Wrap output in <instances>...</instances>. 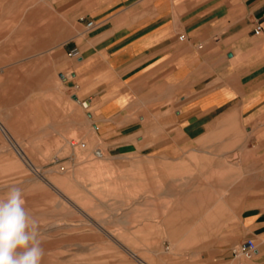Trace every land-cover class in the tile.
Here are the masks:
<instances>
[{
  "label": "rangeland",
  "instance_id": "obj_1",
  "mask_svg": "<svg viewBox=\"0 0 264 264\" xmlns=\"http://www.w3.org/2000/svg\"><path fill=\"white\" fill-rule=\"evenodd\" d=\"M8 8L0 6V196L23 190L42 264H230L249 202L248 149H233L245 130L199 138L203 150L176 149V158L107 148L56 71L52 45L34 47L26 6L16 20Z\"/></svg>",
  "mask_w": 264,
  "mask_h": 264
},
{
  "label": "crops",
  "instance_id": "obj_2",
  "mask_svg": "<svg viewBox=\"0 0 264 264\" xmlns=\"http://www.w3.org/2000/svg\"><path fill=\"white\" fill-rule=\"evenodd\" d=\"M18 5L36 28L34 47L52 45L56 71L76 100H89L107 148L176 158V149L203 150L199 138L245 130L233 146L248 149L250 165L239 242L257 248L230 264H264V0H0L9 20Z\"/></svg>",
  "mask_w": 264,
  "mask_h": 264
},
{
  "label": "clouds",
  "instance_id": "obj_3",
  "mask_svg": "<svg viewBox=\"0 0 264 264\" xmlns=\"http://www.w3.org/2000/svg\"><path fill=\"white\" fill-rule=\"evenodd\" d=\"M44 255L39 224L25 207L23 190L9 186L0 196V264H42Z\"/></svg>",
  "mask_w": 264,
  "mask_h": 264
},
{
  "label": "built area",
  "instance_id": "obj_4",
  "mask_svg": "<svg viewBox=\"0 0 264 264\" xmlns=\"http://www.w3.org/2000/svg\"><path fill=\"white\" fill-rule=\"evenodd\" d=\"M94 24L93 21H89L88 22V26H92ZM262 29L261 26H257V28L255 29V32H260ZM81 104L88 108L89 107V100H83L81 101ZM83 145H85L83 143ZM98 154H101L100 151H97ZM256 243L251 240V239H247L241 242H238L237 244H235L234 246H232L231 248V253L233 255L234 258H244V259H251L256 251Z\"/></svg>",
  "mask_w": 264,
  "mask_h": 264
},
{
  "label": "water",
  "instance_id": "obj_5",
  "mask_svg": "<svg viewBox=\"0 0 264 264\" xmlns=\"http://www.w3.org/2000/svg\"><path fill=\"white\" fill-rule=\"evenodd\" d=\"M74 97H75L76 99H78L76 96H74ZM88 115H89V116H91V114H90V113H89Z\"/></svg>",
  "mask_w": 264,
  "mask_h": 264
}]
</instances>
